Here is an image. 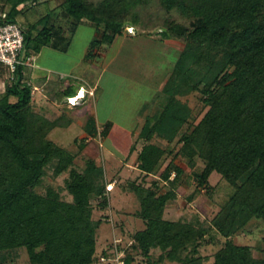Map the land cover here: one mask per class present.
<instances>
[{
    "label": "trees",
    "instance_id": "16d2710c",
    "mask_svg": "<svg viewBox=\"0 0 264 264\" xmlns=\"http://www.w3.org/2000/svg\"><path fill=\"white\" fill-rule=\"evenodd\" d=\"M151 1L63 0L62 7L71 18L69 28L56 26L49 11L24 29L25 52L30 56L45 45L67 51L79 24L88 20L99 29L87 53L91 59L96 47L112 44L128 24L137 23L136 9ZM159 1L188 19V23L168 19L162 30L163 36L183 39L186 46L166 83L170 91L166 105L148 115L140 131L145 144L138 154V167L147 175L158 170L165 149L151 141L155 135L169 142L179 136L180 153L188 156L189 163L194 165L197 157L206 163L194 173L200 187L211 188L209 178L214 172L235 187L211 220V227L225 238L212 264H264V250L255 257L250 245L233 240L253 218L264 220V0ZM29 2L39 0H6L9 8L4 20L18 21L21 6ZM41 23L43 28L33 35ZM25 67L19 68L0 97V264L7 253L20 247H26L31 264H104L97 253L102 220L93 217L92 198H101V208L110 204L105 167L88 158L79 170L74 166L76 153L48 137L62 125L63 116L51 121L35 111ZM195 91L208 107L198 122L192 107L180 98ZM64 93H73L71 87ZM106 131L107 127L103 134ZM84 148L79 145V151ZM55 161V176L70 170L66 183L72 200L63 199L53 186L44 193L37 190L46 168ZM172 166L161 173L171 185L177 180L171 178L173 169L176 175L184 173L181 166ZM154 184L155 188H146L133 183L140 200L135 215L146 225L133 234V246L148 258V264L154 263V248L162 251L159 261L204 264L200 248L217 242L210 228L165 218L166 207L177 194L172 187L160 193ZM110 253L102 256L110 261L114 255ZM124 260L135 264L131 255Z\"/></svg>",
    "mask_w": 264,
    "mask_h": 264
},
{
    "label": "rangeland",
    "instance_id": "374dc122",
    "mask_svg": "<svg viewBox=\"0 0 264 264\" xmlns=\"http://www.w3.org/2000/svg\"><path fill=\"white\" fill-rule=\"evenodd\" d=\"M62 1L39 0L37 4L26 3L21 6L23 10L18 15V21L24 29L28 30L33 23L50 11L52 22L56 26L68 29L71 18L62 7ZM92 1L98 2L100 0ZM7 8L9 6L6 5V0H0V16L6 13ZM136 10L140 14V19L137 23L128 24L124 34H139L138 37L128 40L125 47L122 46L123 38L120 37L114 40L113 44H103L94 50L109 49L106 62L119 52L117 63L123 64L117 71H122L124 74H113L109 69L103 71L104 65L103 67L95 65L87 58L86 51L90 48V43L96 38L99 31L98 27L88 20L79 24L76 32L72 35L67 51L57 50L51 45L43 46L39 52L31 51L36 65L39 63L51 65L60 70L54 73L49 72V74L55 79L63 77L66 83L65 87L74 88L81 84L89 87L88 83L97 85L96 93L87 89L86 95L88 96L80 98L74 104L70 102L69 98L65 99L64 96L61 98L59 96L55 103L52 102L51 96L49 98L44 96L39 102L44 105V111L40 112L51 121L64 115L61 121L62 125L54 128L48 137L69 151L76 153L74 165L76 168L83 170L87 159L94 158L99 163L105 164L109 179H118L116 188L109 195L111 207L101 208L98 205L101 198L96 196L92 198L95 209L93 217L96 220H102L97 234V253L103 255V252L108 251L113 252L110 253L111 255L114 254L111 260L104 264H118L115 259L118 256L115 248V242L118 239H122L119 250L123 249L126 255L133 256L135 264H148V258L133 246L135 242L133 234L146 226L144 220L135 215L140 209V200L133 189V183L146 188H155V182L158 184L157 190L160 193H164L172 187L177 194L176 198L168 203L165 218L195 221L210 228V234L216 238L217 242L202 246L200 254L203 256L204 264H212L215 253L224 244L225 238L211 227V220L234 193L235 187L233 185L220 173L214 172L209 178L211 188L207 190L206 187H200L194 173L201 172L206 163L199 157L195 159L194 165L189 163L188 156L180 153L182 143L178 141L179 136L173 142H169L158 135L152 138L153 143L165 149L156 172L148 175L144 172L130 173L129 169L126 168L124 174L118 173L121 162L127 160L130 151L136 146L142 149L145 144V140L141 139L140 141V136L133 131L139 123V114L143 111L153 116L166 105L170 91L165 88L167 82L164 85L161 82L168 73H170L169 78H171L180 53L186 46L183 39L162 35V30L168 19L188 23V19L179 10L169 11L163 7L159 0H152L148 4L140 5ZM43 25V23L39 24L33 30V35L38 34ZM63 71H67L66 74H63ZM141 71L148 74L152 71L156 74L157 78L154 82L156 85L153 90L143 84L147 77L139 76ZM28 75L29 71L26 72L25 76V80L29 83ZM13 76L14 74L8 67L0 65V97L6 90V86L12 82ZM138 76L143 80V83ZM170 87H172L171 84ZM200 97L201 94L196 91L180 96L184 102L192 107L197 122L208 110V107L203 106ZM62 99L65 100L61 102ZM87 104L88 109L95 110L96 121L103 127L104 125L107 127L104 134L89 131L87 125L92 124L90 120L85 126L79 125L78 121L86 112L85 106ZM68 118H72L75 123L66 126ZM106 121H109L110 125L104 124ZM187 126L188 124L183 127V130H186ZM102 135L104 145L101 147L99 140ZM89 136L95 139L87 143ZM79 145L87 147L79 151ZM111 153L118 156L120 161L118 165L114 166V169L111 166L113 164L110 163ZM55 164L56 161L46 168L43 183L37 187V190L44 193L48 186H53L60 191L63 199L72 200L73 197L68 192L66 183L70 170L55 176ZM130 164L133 166L132 161ZM168 165H173L172 167L178 165L184 169V173L180 176L176 175L173 169L171 178L177 179L173 185L166 183L161 177V173ZM110 187L113 189L114 185L111 184ZM108 188L107 185V190H109ZM263 237L264 220L253 218L233 236V240L240 245H250L253 248L254 256L260 257L264 250ZM161 252L159 248L152 249L153 264H180L178 261L169 259L159 261ZM96 263L99 264V262ZM4 264H31L26 247H20L7 253Z\"/></svg>",
    "mask_w": 264,
    "mask_h": 264
},
{
    "label": "crops",
    "instance_id": "0c3cea01",
    "mask_svg": "<svg viewBox=\"0 0 264 264\" xmlns=\"http://www.w3.org/2000/svg\"><path fill=\"white\" fill-rule=\"evenodd\" d=\"M138 35L139 34L134 35V34H124L123 33L122 35L117 36L116 39H119L120 37L123 38L122 46L125 47V43L128 40L130 41V39H133L134 37H138ZM88 51H89V49H87L86 55H87ZM108 51H109V49L108 50L107 49L103 50V48L98 49V50L96 49L95 55L93 56V58H91L89 60L92 61L91 63H93L95 65H99L102 67L104 65L103 71H106L109 69V71H112L113 74H119V75L124 74L122 71L121 72L117 71V70H119V67H121V65L123 64V63H117V60L119 57L117 55L119 54V52L117 54L113 55L111 58H109V60L106 62ZM34 60H35V58H34ZM27 71H29L28 78L30 80L29 83H28V81H27V83L32 86L33 106H34L35 111L37 113H40V114H42L40 111H44V105L42 103L40 104L39 102L44 96H46L48 98H49V96H51L52 102L55 103V101H58L59 96H60V98L62 96H64L65 99L77 96L80 93L81 89H84V91L86 93H87V89L90 91H93V93H96L95 88L97 85L96 84L92 85L91 83H88L89 87H86L83 84H81L79 87H74V88L71 87V90L73 92L71 94L64 93L65 90L67 88H69L70 86L65 87L66 83L64 82L65 79L63 77L60 79L59 78L55 79V78H53V76H51L49 74V72L54 73V72L60 71L59 69H57L56 67H53L51 65H43L40 63L36 65L34 62L31 66L25 67V70H24L25 76H26ZM65 72H67V71H63V74H66ZM140 74H139V76H141V77H144V78L147 77L144 79V80H146L145 83H143V80L138 76L139 79L141 80V82L143 84H146L149 89L153 90L155 88V85H156L154 83L155 79L157 78L156 74L152 71L149 74L141 71ZM169 74L170 73H168L164 76V79L161 82L163 85L167 82V80L169 78ZM139 85H141V83H139ZM89 95H91V94H89ZM86 96H88V95H86ZM65 99H62L61 102H63ZM85 108H86V112L83 114V117H81L79 119V121H78L79 125L85 126L86 124H88V121L90 120V123L92 122V124L87 125L88 130L92 131V132H97V133L101 132L103 134V130L105 128V125L103 127V125H100L98 123V121H96V115L94 114L95 110L94 109H88V104H87V106H85ZM139 115H140L139 116L140 117L139 123L135 127V129L133 130L138 135L140 134V131H141L143 125L145 124L146 117L149 114H146L145 112L142 111V113H140ZM61 116L64 117V115H61ZM68 119H69L68 120L69 123L66 126H70V124L75 123V121H73L72 118H68ZM104 124L110 125L109 121H106ZM94 139H95L94 137L89 136L87 138V143H90V141H93ZM102 140L104 141L103 135H102V138H100V140H99L101 147L104 145ZM140 141H141V139H140ZM85 147H87V146H85ZM140 150H141V148H139V146L138 147L136 146L130 151V154L128 155L127 160L124 162H121V166L119 167L120 169L119 168H118L119 170L117 169L119 171L118 172L119 174L120 173L124 174L126 172L125 171L126 168L129 169L130 173H142L141 169H139V167L136 166L138 164V153L140 152ZM110 155H111L110 159L112 161V162L110 161V163L113 164L111 166H113V169H114V166L118 165L120 161H119L118 156H116L115 154L111 153ZM131 161L133 162V166H132V164H130ZM104 167H105V164H104ZM106 177H107L108 184L112 183L114 185L113 189L108 190V193L110 195L111 191L116 188L118 179L117 178L109 179L107 168H106ZM109 207H111V203L109 204ZM104 253L106 254V252H103V254ZM107 253H108V251H107ZM101 255H99V256H101Z\"/></svg>",
    "mask_w": 264,
    "mask_h": 264
},
{
    "label": "built area",
    "instance_id": "2783aa9c",
    "mask_svg": "<svg viewBox=\"0 0 264 264\" xmlns=\"http://www.w3.org/2000/svg\"><path fill=\"white\" fill-rule=\"evenodd\" d=\"M5 16L6 13L2 14V18L0 19V65L8 67L15 76V73L21 66L27 67L34 63V56H29L25 52L26 42L23 26L19 21H5ZM72 99L73 97L69 98L70 102ZM111 184H108L109 190L112 189L110 187ZM121 242L122 239H118L115 242L116 253H118L115 259L118 264H127L124 260L126 256L125 251L118 249V244ZM100 261L104 263L109 261V258L104 255L100 258ZM93 264L98 263L94 262Z\"/></svg>",
    "mask_w": 264,
    "mask_h": 264
},
{
    "label": "bare ground",
    "instance_id": "6f19581e",
    "mask_svg": "<svg viewBox=\"0 0 264 264\" xmlns=\"http://www.w3.org/2000/svg\"><path fill=\"white\" fill-rule=\"evenodd\" d=\"M84 96V97H83ZM86 96V92L84 91V89L81 90V92L77 95V96H74L73 99H72V103H76L80 98H85Z\"/></svg>",
    "mask_w": 264,
    "mask_h": 264
}]
</instances>
